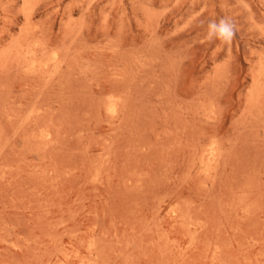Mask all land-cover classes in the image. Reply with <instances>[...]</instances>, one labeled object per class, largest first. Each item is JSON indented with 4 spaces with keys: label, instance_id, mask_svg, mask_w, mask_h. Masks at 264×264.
Masks as SVG:
<instances>
[{
    "label": "rangeland",
    "instance_id": "obj_1",
    "mask_svg": "<svg viewBox=\"0 0 264 264\" xmlns=\"http://www.w3.org/2000/svg\"><path fill=\"white\" fill-rule=\"evenodd\" d=\"M0 264H264V0H0Z\"/></svg>",
    "mask_w": 264,
    "mask_h": 264
},
{
    "label": "clouds",
    "instance_id": "obj_2",
    "mask_svg": "<svg viewBox=\"0 0 264 264\" xmlns=\"http://www.w3.org/2000/svg\"><path fill=\"white\" fill-rule=\"evenodd\" d=\"M209 38H219L227 41L231 38V27L225 20H221L219 24L212 22L209 25Z\"/></svg>",
    "mask_w": 264,
    "mask_h": 264
}]
</instances>
